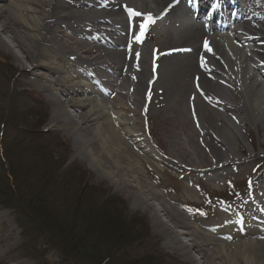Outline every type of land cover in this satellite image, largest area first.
<instances>
[{
  "label": "bare ground",
  "instance_id": "6f19581e",
  "mask_svg": "<svg viewBox=\"0 0 264 264\" xmlns=\"http://www.w3.org/2000/svg\"><path fill=\"white\" fill-rule=\"evenodd\" d=\"M214 1L226 7L215 13V21L220 19V23L196 20L201 25L199 29L184 25L180 33L175 31L178 29L172 20L180 6L189 3L196 13L197 8ZM257 1L262 3L241 0L242 6L236 0H195L194 7V0H0V33L9 35L33 70H46L54 78L48 82L37 77L36 84L31 83L37 86L40 96L47 94L55 106L52 118L42 121L41 127L62 124L67 135L75 133L79 150L93 165L100 167L99 157L104 155L114 175L110 176L114 181L111 183L125 185V171L133 178L140 172L152 181H174L173 174L153 162L173 165L183 172L178 173L180 181H185L186 173L206 174L201 163L212 159L213 178L223 177L220 171L229 166L244 164L248 172L244 178L251 184L261 173L256 164L241 158L238 150L242 145L251 157L245 126L250 125L248 131L254 127L260 132L259 122L264 125V0ZM250 6H257L263 14L257 17ZM129 8L142 17L152 14L155 23L147 30L153 36L164 32V44L178 40L177 49L190 51L183 52L179 63L174 57L180 52L166 55L153 73L152 50L148 54L142 43L135 42L133 34L140 31L134 25L138 17L129 19ZM161 15H165L164 21ZM55 33L61 34V39L54 38ZM83 37H88L87 41ZM205 41L210 53L205 51ZM0 46L4 47L1 39ZM201 57L206 65L203 69ZM45 59L52 61L51 67L41 63ZM170 71L178 77L177 83L166 79ZM105 72L112 77L106 78ZM167 99L166 109L180 116L175 154L170 153L178 160L163 158L144 122L139 121L141 112L162 108L161 102ZM69 109L77 112L75 119ZM184 126L194 132L187 135L182 131ZM79 129H89L88 136ZM107 150L115 151V156ZM259 155V159L264 157ZM145 163L154 168L145 167ZM120 169L125 170L122 176L117 175ZM133 180L138 188L136 205L154 212L153 223L159 224L162 235H168L166 249L170 253L192 264H264V241L256 232L264 222H258L256 216L225 215L219 220L224 232H217L193 217L176 213L175 207L181 209V204L171 201L174 207L170 206L160 198L157 188ZM261 183L243 201L246 210L252 209V203L254 209L264 213V197L256 193L264 192V182ZM221 186L225 191L227 185ZM211 191L219 190L213 187ZM147 200H157L162 215ZM58 241L70 243L60 238ZM68 261L62 258V264Z\"/></svg>",
  "mask_w": 264,
  "mask_h": 264
},
{
  "label": "rangeland",
  "instance_id": "374dc122",
  "mask_svg": "<svg viewBox=\"0 0 264 264\" xmlns=\"http://www.w3.org/2000/svg\"><path fill=\"white\" fill-rule=\"evenodd\" d=\"M138 22L143 23V18L138 19ZM6 34L0 33L1 42L4 44V47L0 46V181L5 183L7 178L9 182L12 179L14 184L12 187L17 184L21 187L20 191H16L18 199H11L14 201L12 207L9 209L0 207V264H62L63 257L57 256L48 246L53 235L60 237L64 242L72 244L77 242L78 245L82 243L80 247L91 251L90 256L83 255L81 260L73 257L64 264H100L109 248L114 249V253L110 251L114 259L107 264H192L179 254L170 253L166 249L168 235H162L163 231L159 228V224L153 223L154 212L148 207L142 209L136 205L138 188L137 181L133 179H139V183L143 181L157 188L160 198L170 206H173V201L179 202L181 209L175 207L176 213L193 217L206 227H214L215 231H223L215 226L218 224L216 220L223 217L225 211L223 208L226 207L223 203L232 198V205L239 208L241 206L237 203H243L249 197L248 193L244 192L243 195L246 197L238 200L235 195L231 197L232 193L228 189V194L225 192L227 197H224L222 196L224 192L220 194L211 191L213 186L202 174L189 173L185 181H180L179 174L183 172H178L173 165H157L154 162V165L173 174L174 181L165 179L159 182L152 181L146 178V173L140 172H137L133 178L130 172L120 169L122 173L117 175L122 176L125 171L126 179H123L125 185L121 186L119 181L111 183L114 181L110 176L114 175L109 171L110 161L104 155L99 157L102 160L100 167L93 165L85 152L79 150L75 133L67 135L64 131L65 127L63 129L61 127L62 124L54 128L41 127L42 121L52 118L51 114L54 113L55 106L47 94L40 96L36 91L37 86L31 83H35L37 77L44 78L48 82H52L54 78L46 70H33L30 62L23 59L21 51ZM54 36L61 39L59 33H55ZM164 40V32L158 36H153L150 32L146 40L145 37L143 38V51L149 54L148 51L152 50V56H155L154 62L158 65L168 49L179 44L178 40L164 44ZM178 56L174 58L178 59L179 63L183 56ZM50 62L52 61L46 59L41 61L48 67H51ZM170 69L172 71V67ZM171 71L167 73L166 79L169 81L172 79V83H177L178 77ZM151 93L150 89V95ZM168 102L169 99L166 102L163 100L162 108L159 106L153 108L151 112L146 110L144 114L142 112L139 114V121L144 122L150 139L162 153L163 158L174 157L170 153L175 154L179 132L180 116L171 115V110L165 107ZM69 112L75 119L77 112L73 109H69ZM259 124L260 132L254 127L248 131L250 125L245 126L246 140L252 148V156L250 157L242 145L238 153L242 154L241 158L248 163L256 164L255 168L264 176V157L259 159L256 156L259 153L264 156V125L260 122ZM52 131L56 132V135H53ZM182 131L189 135L193 129L184 126ZM78 132L88 136L89 129L84 132L83 129H79ZM96 145L93 146L100 149ZM109 154L115 156V151ZM211 160H203L201 163L203 170L211 168ZM145 167L154 168L147 163ZM128 168L127 166L126 169ZM232 175L236 176L233 188H243L246 191L244 188L247 184H243V181L238 183L240 175L235 173ZM217 189H220L219 186ZM32 193L39 197L29 202V195ZM236 195L243 196L241 189ZM14 196L16 197V193ZM71 197L82 200L81 206L76 205L78 201H74ZM147 203L159 216L162 215L157 200H147ZM183 203H186V206H183ZM30 204L32 208H44L39 215L42 219L41 223L27 212ZM82 214L92 223L95 220H102L106 230L94 232L95 227L90 221H85ZM108 217H111L112 225L108 224L110 219ZM49 220L54 223L50 221L47 224ZM161 220L165 222L167 219L161 216ZM19 224L23 227L22 230ZM108 225H111V229L107 228ZM178 231L184 233L183 230ZM75 233L81 234L80 237ZM97 234L98 237L94 236ZM89 240L88 244L86 241ZM46 242L49 244L45 245ZM29 243L33 250L26 249L25 246ZM75 248L77 249L78 246L76 245ZM99 254L102 256L100 261L97 260L99 257L92 258V255ZM163 260L168 262L165 263Z\"/></svg>",
  "mask_w": 264,
  "mask_h": 264
},
{
  "label": "trees",
  "instance_id": "16d2710c",
  "mask_svg": "<svg viewBox=\"0 0 264 264\" xmlns=\"http://www.w3.org/2000/svg\"><path fill=\"white\" fill-rule=\"evenodd\" d=\"M5 181H6L5 183H3V182L0 181V206L9 209L10 207H12V204L14 202V201H11V199L12 198L18 199L17 192L16 191L17 190L20 191L19 188L21 187V185L17 184V185H15V187H12L14 185L12 179H11V182L8 181V178ZM14 193H16V197L14 196ZM29 196H30L29 202H33L35 199H38V197H39V195H34V193L30 194ZM71 198L74 201H78L76 205L81 206L80 204L82 203V200H79L76 197H71ZM29 207H30V209L27 212L30 213L34 218H37V220L41 223L42 219H41V216H39V215H40V211L43 210L44 208H42V207H34V208H32V205L31 204H30ZM102 214H105V213H102ZM81 216H82L83 219H85V221L86 220L90 221L89 218L88 217L86 218L85 215L82 214ZM108 218H110L109 221H108V224H111L112 225V223H111V217H108ZM50 221L53 222L52 220H49V221H47V224ZM44 225H46V224L44 223ZM111 225H108L107 228L108 229H111ZM87 226H90V227L93 226V227H95V228H93L94 229L93 230L94 232H96V231L97 232H103V231L106 230L105 229V226H104V223H103L102 220L101 221L95 220L94 223H92V226L91 225H87ZM19 228H20V230L23 229L22 226L19 227ZM49 231H50V229H49ZM75 234H76V236H79L80 235L79 233H75ZM53 236L56 237V238L54 239ZM53 236L50 239V244L48 242H46L45 245H48L49 244L48 245L49 248L51 247V249H53L58 256L61 255L62 257L67 258L68 260L69 259L71 260L73 257H74V259H77L78 258L79 260H81L83 255L90 256L89 253L91 254V251L89 249H87V248L81 249L80 245L82 243H80L79 245H78L77 242H73V244L72 243L66 244V243H63V242L58 241V239L60 237H57L56 235H53ZM94 236L98 237V234L97 235H94ZM77 240H81V239H77ZM119 240H121V239H119ZM86 242L89 244L90 243V240L89 241H86ZM76 245L78 246L77 249L75 248ZM25 247H26V249L27 248H29V249L32 248L31 250H33V247L31 245V243L26 244ZM113 250H114L113 248H109L108 251L106 252L105 256H103L102 259H101V257H102L101 254H99L97 256H93L92 255V258L99 257V258H97V260L99 259V261H100V259H101L100 264H107V263L111 262V259H114V257H113L114 255H111L110 254V251H112L114 253Z\"/></svg>",
  "mask_w": 264,
  "mask_h": 264
},
{
  "label": "snow or ice",
  "instance_id": "6c2138e0",
  "mask_svg": "<svg viewBox=\"0 0 264 264\" xmlns=\"http://www.w3.org/2000/svg\"><path fill=\"white\" fill-rule=\"evenodd\" d=\"M127 11H128V13H129V19H131L133 16H135V17H140L141 16V13H139V12H134L132 9H127ZM143 23H141L140 24V31H139V33L137 34V33H134L133 35H134V39H135V42L136 43H142V40H143V37H144V35H145V33H146V31H147V28L151 25V24H153V23H155V20H154V18H153V16H152V14H148V15H146V16H143ZM129 48L131 49V44L129 45ZM204 48H205V51L206 52H211V49L208 47V43H207V41H205L204 42ZM176 51H178V52H189L190 51V49H187V48H180V49H176ZM136 55V58L137 59H139V56H140V54L139 53H136L135 54ZM154 61H155V56H154ZM206 67V65H205V61H204V58L203 57H201V68L203 69V68H205ZM155 68H156V66H155V62L153 63V73H155ZM199 90V89H198Z\"/></svg>",
  "mask_w": 264,
  "mask_h": 264
}]
</instances>
